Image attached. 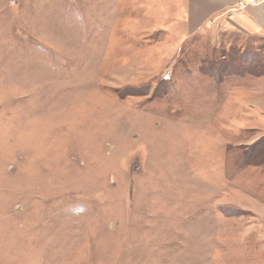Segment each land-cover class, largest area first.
I'll return each mask as SVG.
<instances>
[{"label": "rangeland", "instance_id": "obj_1", "mask_svg": "<svg viewBox=\"0 0 264 264\" xmlns=\"http://www.w3.org/2000/svg\"><path fill=\"white\" fill-rule=\"evenodd\" d=\"M175 9L0 0V264H264V38Z\"/></svg>", "mask_w": 264, "mask_h": 264}, {"label": "crops", "instance_id": "obj_2", "mask_svg": "<svg viewBox=\"0 0 264 264\" xmlns=\"http://www.w3.org/2000/svg\"><path fill=\"white\" fill-rule=\"evenodd\" d=\"M170 3L191 33L216 18L245 36L264 38V0H170Z\"/></svg>", "mask_w": 264, "mask_h": 264}]
</instances>
